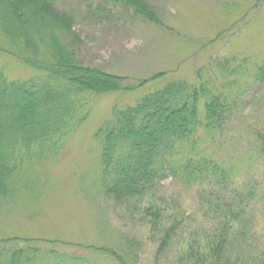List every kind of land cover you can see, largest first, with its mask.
I'll return each instance as SVG.
<instances>
[{"label":"rangeland","instance_id":"rangeland-1","mask_svg":"<svg viewBox=\"0 0 264 264\" xmlns=\"http://www.w3.org/2000/svg\"><path fill=\"white\" fill-rule=\"evenodd\" d=\"M146 1L162 25L119 4L57 0L56 8L74 17L77 43L70 38L65 43L79 62L125 77L123 89L135 88L93 96L87 120L65 148L55 158L25 168L29 178L13 186L10 198L0 199V239L22 237L28 241L10 244L83 256L84 264H118L89 247L124 251L129 239L138 243L132 264H189L188 245L220 221L214 202L209 203L211 191L234 200L249 194L259 198L245 213L247 222L236 226L240 231L248 224L246 238L264 251V155L257 142L264 129V82L248 87L228 121L204 146L234 169V179L225 187L207 182L186 186L170 175L136 197L119 198L100 188L101 145L95 133L114 107L134 104L166 80L192 81L199 68L226 56L248 58L254 65L264 62V0ZM0 68L13 79L38 73L5 52H0ZM171 226L175 231L163 242ZM32 251L33 259L24 264H58L53 254Z\"/></svg>","mask_w":264,"mask_h":264},{"label":"trees","instance_id":"trees-1","mask_svg":"<svg viewBox=\"0 0 264 264\" xmlns=\"http://www.w3.org/2000/svg\"><path fill=\"white\" fill-rule=\"evenodd\" d=\"M102 1L130 8L138 17L162 25L161 17L146 0ZM56 2L0 0V52L38 71L27 79H13L0 68L3 200L13 195L16 183L29 178L26 167L53 159L65 148L70 136L87 120L93 96L135 88L123 89L125 77L79 62L65 43L67 38L77 43L74 17L61 13ZM247 59L226 56L215 65L199 68L192 81L166 80L134 104L114 107L111 117L95 133L101 145L102 192L119 198L136 197L170 175L186 186L207 182L223 188L233 180L234 169L212 157L204 146L228 121L248 87L264 82V62L254 65ZM257 142L264 155V129L257 134ZM208 199L214 202L220 221L214 230L197 235L187 246L189 264H264V251L246 238L248 224L242 227L244 231L236 226L245 224V213L259 198L249 194L234 200L210 191ZM174 231V226L166 227L163 242L169 241ZM0 240V264H24L33 259L32 250L39 252L38 247L10 244L28 241L22 237ZM137 244L126 239L124 251L112 246L89 248L115 258L118 264H132ZM41 252L53 254L58 264H84L83 256L53 249Z\"/></svg>","mask_w":264,"mask_h":264}]
</instances>
